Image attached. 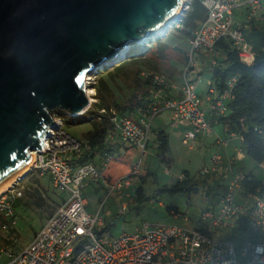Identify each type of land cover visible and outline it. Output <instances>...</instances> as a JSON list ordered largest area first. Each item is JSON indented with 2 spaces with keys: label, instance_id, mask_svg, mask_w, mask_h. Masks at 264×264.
Instances as JSON below:
<instances>
[{
  "label": "built area",
  "instance_id": "built-area-1",
  "mask_svg": "<svg viewBox=\"0 0 264 264\" xmlns=\"http://www.w3.org/2000/svg\"><path fill=\"white\" fill-rule=\"evenodd\" d=\"M184 1L187 12L191 0ZM201 3L206 14L189 40V61L181 70L180 98H162V87L167 83L165 78L161 74L142 71L141 75L156 85L154 97L162 98V104H153L151 115L136 121L113 108H95L98 103L95 88L97 70L85 77L88 105L83 113L96 109L100 114H108L112 126L109 137L117 133L140 152L139 159L131 164L128 172L107 184L106 196L114 191L121 194L119 214L125 213L128 204L124 202V197L128 194L123 193V189L137 185L141 155L145 151L150 121L154 115L164 109L170 110L173 123L185 124L181 142L188 148L195 146L199 136L207 137L212 132L206 117L207 110L189 76L194 64L193 52L199 49L213 52L211 64L215 65L218 54L215 43L226 37L242 63L250 64L254 61V51L244 36L243 27L233 25L232 15L236 8L244 7L249 11L248 20H262V16L258 15L262 9V0H201ZM235 82L236 76H231L222 90L213 84L208 86L205 99L211 103L209 111L212 114H226L227 104L233 97ZM52 117L54 126L49 128L43 139V149L29 151V154H33L30 168L37 170L40 175L49 173L52 186L63 192L64 197L20 252L0 249L7 259L4 264H264V242L260 240L264 236V192L258 189L254 192L248 191L242 185L245 174L234 171L231 165L224 166L218 151L210 155L201 174H222L220 177L224 179V191L219 196L217 209L211 206L202 212L201 219L204 224L201 227L188 229L177 224L143 223L134 227L131 232H122L117 236L105 235L102 231L106 226L104 217L99 210L95 215L87 212V200L83 195L85 184L99 181L103 177L102 170L91 160L73 163L81 144L61 128L62 117L57 113ZM228 135V138L218 137L216 142L227 144L232 138H236L240 145L234 144V154L245 155L240 135L236 132H228ZM111 156L110 151L104 152L103 167ZM22 195L23 190L17 186L0 194V215L6 219L0 222L2 230H7L16 223L17 216L12 205ZM236 195L241 197V202L235 200ZM241 225L252 231L253 239L237 248L231 241H220L210 234L211 227Z\"/></svg>",
  "mask_w": 264,
  "mask_h": 264
},
{
  "label": "water",
  "instance_id": "water-1",
  "mask_svg": "<svg viewBox=\"0 0 264 264\" xmlns=\"http://www.w3.org/2000/svg\"><path fill=\"white\" fill-rule=\"evenodd\" d=\"M185 6L184 0H0V189L32 160L30 150L43 149L53 114L85 111L86 75L116 65L131 42L179 22Z\"/></svg>",
  "mask_w": 264,
  "mask_h": 264
},
{
  "label": "rangeland",
  "instance_id": "rangeland-1",
  "mask_svg": "<svg viewBox=\"0 0 264 264\" xmlns=\"http://www.w3.org/2000/svg\"><path fill=\"white\" fill-rule=\"evenodd\" d=\"M262 5V9L258 12V15L261 13L264 15V0H262ZM190 13L191 11L187 15ZM248 14L249 11L246 8L239 7L234 10L232 15L233 25L241 26L243 24L246 36L248 33ZM177 24L178 26L176 27L175 25ZM262 25L264 26L263 22ZM188 29L189 26L186 20H182L180 23L176 21L170 27H167L164 32L160 31L151 35L145 42H131L126 50L121 51V54L124 56L129 48V54L138 52L141 49L139 45L158 37L167 46L165 48L166 57L157 59V61L153 60L158 66L156 72L169 80L173 75L174 84L179 85L180 82L182 83L180 71L189 61L187 54L190 50V37L185 34ZM246 40L249 41L250 45L256 41V39L249 38V36H247ZM156 44L154 43V45ZM213 58L214 53L211 51L199 49L193 52L192 61L194 64L192 69L202 71V74L197 79L193 78L195 75L193 73H190L189 76L193 80L195 90L201 96L204 104H206V93L203 89V84H205L207 78L210 76L208 68ZM127 59H129V56L124 60ZM111 67H107L106 63H104L97 68L95 75L102 77L106 73L105 70ZM131 67L132 65L128 66L130 70H127V74H119L115 82H110L113 91L112 97L120 105L127 102L133 89L138 93V96L141 94L142 89H145L144 85L138 86L133 81L132 71L135 67ZM170 69L173 70V74ZM169 114L170 110H161L150 121L148 140L145 151L141 155L140 175L137 185L128 191L130 197H124V202L128 203L124 214L118 213V208L122 202L119 193L114 191L110 196H106L107 191L103 187L104 183L102 179L99 181H89L83 187V195L87 200V212L95 215L99 210L101 216L107 217L106 224L108 228L103 232L105 235L117 236L122 232H131L135 226H140L143 223L148 225L169 223L188 229L197 228L204 224V221L201 219V214L204 210L214 205L215 209L218 208L219 196L216 193L219 192L220 194L222 188H208L209 186H214L215 181L213 178H210V175L204 176L201 174L203 167L208 163L209 156L215 152L216 148L211 146V143L207 140L210 138L209 136H199L192 149L183 145L180 127L178 125L174 127L170 126L171 120ZM60 116L62 117L61 128L82 142V134L89 129L90 124L88 122L79 123L73 121L72 118H68L66 115ZM214 117L218 118L219 116L215 115ZM161 129L168 134L169 162L160 160L157 154L158 142L156 133ZM235 142L236 145H240L238 139ZM129 149L130 151L124 159L126 165L133 164L140 157V152L137 149L133 147ZM241 157L235 159L233 164L234 171L241 173L251 172L264 186V165L256 164L245 155ZM30 162L28 163V172L16 186L25 192L23 199L26 200L29 198L26 190H32L37 184L41 185L44 188H42V194L44 193L45 205L43 208L32 205L24 206L21 204V199L18 201L14 232L7 235L4 230L0 229V249L7 248L6 250L13 253L20 252L32 240L35 232L45 223L50 213L54 210V206L56 207V201H61L64 197L63 192L52 187L50 174L46 173L44 176H40L37 170L30 168ZM141 174L143 175V181H140ZM183 174L197 181L196 190L186 191L182 188H170L172 183L178 180V178L184 177ZM235 200L241 202V197L236 195ZM49 203L53 204V207ZM169 206H172L173 210H168ZM210 234L220 241H231L236 248L244 245L252 238V231L243 225L240 227H211ZM3 237L9 240V243L3 242ZM260 240L264 242V236L260 237ZM4 254L0 252V264H4L7 260Z\"/></svg>",
  "mask_w": 264,
  "mask_h": 264
},
{
  "label": "trees",
  "instance_id": "trees-1",
  "mask_svg": "<svg viewBox=\"0 0 264 264\" xmlns=\"http://www.w3.org/2000/svg\"><path fill=\"white\" fill-rule=\"evenodd\" d=\"M191 11L189 15L187 13ZM205 8L201 3V0H191L188 11L178 23L182 20H186L189 29L186 31V35L191 37L194 29L198 23L205 18ZM250 31L247 36L252 39H256L255 43L251 45L254 51V61L250 64L242 63L237 55V51L232 47L228 38L222 37L215 43V49L221 54V59L216 57V64L212 66V80L211 83L219 90L225 87L226 80L231 76H236V82L233 86V97L227 104V112L223 116H219L217 119L225 126L227 132H236L242 139V146L245 156L253 160L258 165L264 164V27L254 19L248 21ZM176 27L178 26L175 25ZM244 31V30H243ZM245 38L246 32H244ZM154 42L157 43L154 45ZM141 49L138 52L129 54V50L125 52L123 59L116 65L108 68L106 73L101 77L96 75V95L98 97V103L95 108L104 106L105 108H113L122 114H129L137 109H144L147 111L148 95L151 91L156 90V85L149 78H145L141 75L142 71L148 73H157V64L153 60L163 59L166 57L165 48L167 44L160 41L158 37L152 41L139 45ZM127 56L129 59L124 60ZM154 63V64H153ZM132 65L134 68L132 71V78L136 85H144L145 89H142L141 94L135 89L132 90L127 102L123 105L116 103L112 97V87L110 82H115L116 77L119 74H127L128 66ZM134 66V67H133ZM145 68V69H143ZM130 70V69H129ZM151 70V71H150ZM104 71V70H101ZM100 72V71H99ZM159 74V73H157ZM163 76V75H162ZM164 77V76H163ZM166 80L167 78L164 77ZM169 80V79H168ZM148 112V111H147ZM149 114H151L149 112ZM72 118L73 121L79 123H89L90 127L83 132L81 142V149L78 153V157L73 159V163H84L94 156L95 153H101L104 155L106 150L112 154L111 159L107 163L109 166L110 161L114 160V151L112 148L107 147L106 139L109 133L112 131V126L109 121L108 114H100L96 109L89 110L76 117L67 116ZM157 135V154L162 161L169 162L168 156V134L164 130H159ZM83 147V148H82ZM116 160V159H115ZM183 178H178L172 183L171 189L182 188L186 191L196 190V180L183 174ZM106 180L113 182L117 177H111L108 173L103 172ZM140 181H143V175L140 176ZM242 185L248 190L254 192L258 189L264 192V186L250 173H246L242 179ZM222 188L220 196L224 191V187L220 182H215L214 186L208 188ZM43 188V187H42ZM45 191V190H44ZM46 192V191H45ZM28 197L26 200L21 197V204L27 206H36L39 208L44 207V193L39 187H33L32 190H26ZM20 199L14 202V207L19 204ZM60 201H56V206ZM51 204V203H49ZM53 207V204H51ZM55 208V206H54ZM168 210H173L172 206L168 207ZM53 212V211H52ZM51 212V213H52ZM50 213V214H51ZM106 225L102 231L106 230ZM14 232V229H10V234ZM253 239V236H252ZM3 242L9 243V240L2 238Z\"/></svg>",
  "mask_w": 264,
  "mask_h": 264
},
{
  "label": "crops",
  "instance_id": "crops-1",
  "mask_svg": "<svg viewBox=\"0 0 264 264\" xmlns=\"http://www.w3.org/2000/svg\"><path fill=\"white\" fill-rule=\"evenodd\" d=\"M263 6V5H262ZM262 16V20H256L257 22H259L261 24L262 27H264L262 25V22L264 23V15L263 13L260 14ZM255 20V19H254ZM249 21V20H248ZM200 23V22H199ZM198 23V24H199ZM241 26L243 27V24H241ZM247 31L249 32L250 31V28H249V25L247 26ZM192 36V35H191ZM191 38V37H190ZM189 38V40H190ZM249 42V41H248ZM218 56V59H221V54H217ZM216 56V57H217ZM212 64L210 63L209 64V72H210V76L207 78V81L205 82V84H203V89L205 90V93L207 91V88L209 85H211V80H212ZM170 71L172 72L173 74V70L170 69ZM181 73V71H180ZM191 73H193V78L194 79H197L199 77V75L202 74V71H195L194 69H192ZM174 76L172 75L170 80H166V84L162 87V98L165 97V98H169V99H174V98H180L181 97V82L179 85H175L174 84ZM154 94H155V90L151 91L149 93V95L147 96L148 97V102H146L147 104V111L144 110V109H137L135 111H133L132 113H129L128 116L135 119L136 121H139V119H142V118H145V117H149L151 114H149V112L151 113V106L153 104H156L158 106H160L162 104V98H158V97H154ZM199 95V94H198ZM199 97L201 98V96L199 95ZM206 104L203 103L202 101V105L204 106V108L207 110V113H206V117L211 125V127H213L212 129V132H211V136L209 135L210 138H208L207 140H209V142L211 143V146L215 147L216 150L215 151H218L220 154H221V157H222V164L225 166V165H231L233 166L234 164V161L236 158H242L241 156H236L234 154V144L236 143L235 141L237 140L236 138H232L227 144H218L217 141V138L220 137V138H228L229 135H228V132L227 130L225 129V126L220 123V121L214 117L215 115L212 114L209 110H210V105L211 103L208 102L206 99ZM127 115V114H126ZM170 120H171V111H170ZM178 125L180 127V132H181V135H182V132L184 131V129L186 128V125L183 124V123H180V122H176V123H173L172 121L170 122V126L171 127H174ZM214 125H217V126H214ZM216 127V128H214ZM110 135V133H109ZM109 135L107 136V139H106V144L109 148H112V150L114 151V160L112 159L109 163V166L107 167V165L105 167L102 166V161H103V155L101 153H95L94 156L91 158V161L97 166L99 167L101 170H102V176H103V172L105 171V173H108V175H111V177H119L120 175L126 173L129 171L130 169V166L131 164H125L124 162V159L126 157V155L129 153L131 147L135 148L134 146L130 145L127 141H125L122 137H120V135H118L117 133H113V135L111 137H109ZM127 143L129 144L127 146ZM137 149V148H135ZM189 149H192V148H189ZM138 150V149H137ZM139 151V150H138ZM75 157H78V155H76ZM96 157V159H95ZM210 157V156H209ZM116 159V160H115ZM232 162V163H231ZM264 165V164H263ZM261 165V166H263ZM234 169V167H233ZM243 173V172H242ZM251 173V172H250ZM246 174V173H244ZM40 175V174H39ZM40 176H44V175H40ZM211 177L210 178H213V180L215 182H220L221 184L224 183V179L223 177L221 178L220 176H222V174H217V175H210ZM103 180V187L105 188V190H107V184L110 183V181L106 180V178H104V176L101 178ZM18 183V182H17ZM17 185V184H16ZM15 185V186H16ZM135 185H132L130 186V188L128 189H123V193H127L128 197H130L129 195V192L130 189L132 187H134ZM36 187H39L42 189L41 185L37 184ZM53 187V186H52ZM54 188V187H53ZM44 189V188H43ZM55 189V188H54ZM24 191H23V195L22 197L24 196ZM121 194H119L120 196ZM17 199H21V197H18ZM16 199V200H17ZM15 200V201H16ZM14 201V202H15ZM13 202V204H14ZM24 206H27V205H24ZM215 206V205H214ZM13 207V210L17 216V212H16V208L14 207V205H12ZM57 207V206H56ZM55 207V208H56ZM54 208V210H55ZM53 210V211H54ZM172 212V211H171ZM49 217V216H48ZM106 218L107 217H104L105 219V222L107 223L106 221ZM6 221V219H4L1 215H0V222H4ZM16 224V223H15ZM14 225H10L7 230H4L6 232L7 235H10V229H14ZM107 225V224H106ZM136 227V226H135ZM1 229V228H0ZM3 249H7V248H3Z\"/></svg>",
  "mask_w": 264,
  "mask_h": 264
},
{
  "label": "bare ground",
  "instance_id": "bare-ground-1",
  "mask_svg": "<svg viewBox=\"0 0 264 264\" xmlns=\"http://www.w3.org/2000/svg\"><path fill=\"white\" fill-rule=\"evenodd\" d=\"M89 93H90V91L87 88V94H89ZM27 169H28V164L10 182H8V183H6V184L3 185V187L0 189V194L3 191H5L8 187H10L18 177H20L21 175H23L26 172Z\"/></svg>",
  "mask_w": 264,
  "mask_h": 264
}]
</instances>
